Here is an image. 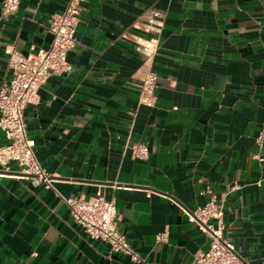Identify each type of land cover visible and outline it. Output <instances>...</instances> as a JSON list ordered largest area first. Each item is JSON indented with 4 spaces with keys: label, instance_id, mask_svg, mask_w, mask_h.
Returning a JSON list of instances; mask_svg holds the SVG:
<instances>
[{
    "label": "crops",
    "instance_id": "crops-1",
    "mask_svg": "<svg viewBox=\"0 0 264 264\" xmlns=\"http://www.w3.org/2000/svg\"><path fill=\"white\" fill-rule=\"evenodd\" d=\"M66 3L20 0L5 14L0 0V88L9 53L47 49ZM67 61L24 111L35 157L63 197L113 200L140 261L91 239L11 164L0 168V264H191L210 244L189 218L206 190L223 205V237L264 264V0H82ZM148 72L151 107L138 101Z\"/></svg>",
    "mask_w": 264,
    "mask_h": 264
},
{
    "label": "built area",
    "instance_id": "built-area-1",
    "mask_svg": "<svg viewBox=\"0 0 264 264\" xmlns=\"http://www.w3.org/2000/svg\"><path fill=\"white\" fill-rule=\"evenodd\" d=\"M19 2L20 0H3V13L14 12ZM81 2L82 0H67L63 12L50 17L48 30L52 40L47 49L29 55L13 51L9 53L8 67L11 75L8 82L0 88V133L7 140L0 145V168L8 170L11 164H15L24 175L33 177L35 182L52 190L68 207L71 220L91 239L101 240L109 245L111 252H121L129 256L132 262H138V254L117 231L115 202L100 195L88 199L60 195L53 187L51 177L41 169L34 154L35 141L28 137L26 131L24 111L37 99L40 87L49 76L71 69L67 54L75 45ZM157 80L158 76L153 72L144 76L138 99L140 104L153 106ZM132 154L135 159L144 160L147 148L144 144H137L133 147ZM236 188L237 186H233L231 189ZM206 193L210 195L207 202L193 211L189 218L210 238V244L206 252L194 255L191 264H246L234 245L222 235V203L210 190H206ZM159 240L165 242L166 238L160 235Z\"/></svg>",
    "mask_w": 264,
    "mask_h": 264
}]
</instances>
